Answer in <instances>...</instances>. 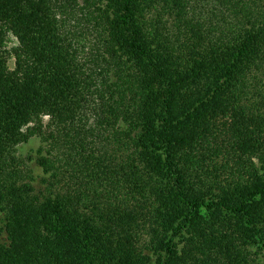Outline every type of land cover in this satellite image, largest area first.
Wrapping results in <instances>:
<instances>
[{"label":"trees","instance_id":"trees-1","mask_svg":"<svg viewBox=\"0 0 264 264\" xmlns=\"http://www.w3.org/2000/svg\"><path fill=\"white\" fill-rule=\"evenodd\" d=\"M0 213V264H264V0H0Z\"/></svg>","mask_w":264,"mask_h":264},{"label":"rangeland","instance_id":"rangeland-1","mask_svg":"<svg viewBox=\"0 0 264 264\" xmlns=\"http://www.w3.org/2000/svg\"><path fill=\"white\" fill-rule=\"evenodd\" d=\"M12 43H10L11 45ZM47 120V119H46ZM43 146L40 137L35 136L31 138L27 143H23L18 146V154L24 158L31 170V183L34 186L37 193L45 190L44 178L42 168L37 163L38 151ZM3 221V215L0 213V222Z\"/></svg>","mask_w":264,"mask_h":264}]
</instances>
